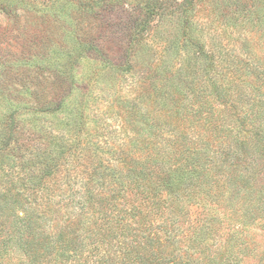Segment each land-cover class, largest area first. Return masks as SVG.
Returning <instances> with one entry per match:
<instances>
[{
    "label": "rangeland",
    "instance_id": "374dc122",
    "mask_svg": "<svg viewBox=\"0 0 264 264\" xmlns=\"http://www.w3.org/2000/svg\"><path fill=\"white\" fill-rule=\"evenodd\" d=\"M252 71L264 76V0H0V137L9 143L0 151V200L10 202L18 183L38 184L14 163L26 144L47 147L49 169L60 164L34 195L45 201L61 182L57 170L81 167L74 153L129 174L151 152L148 123L157 146L176 137L199 149L209 142L211 151L234 136L253 141L254 115L235 109L257 99ZM13 106L6 130L1 114ZM260 163L236 207L226 192L183 203L185 235L214 220L200 264H264ZM21 253L9 243L0 264H27Z\"/></svg>",
    "mask_w": 264,
    "mask_h": 264
},
{
    "label": "trees",
    "instance_id": "16d2710c",
    "mask_svg": "<svg viewBox=\"0 0 264 264\" xmlns=\"http://www.w3.org/2000/svg\"><path fill=\"white\" fill-rule=\"evenodd\" d=\"M251 73L261 84L259 93L252 91L257 99L243 104V110L242 106L235 109L237 113L243 111L244 119L254 115L252 128L256 132L250 131L254 142L247 136H234L230 144L221 141L211 151L209 142L201 141L199 149L196 142L184 146L176 137L164 138V143L157 146L156 131L151 132L153 124L148 123L146 145L151 152L136 158L135 169L129 174L102 162L86 164L83 154L74 153L72 159L81 167L61 175L60 164L54 163L61 182L55 179L58 194L53 189L45 201L44 197L38 201L36 196L39 189L48 190L43 180L55 175L53 168L42 163L47 147L23 146L24 152L14 156V163L21 165V175L38 184L18 183L10 202L0 200V251L13 243L22 251L18 262L25 259L27 264L51 260L55 264H200L203 240L212 232L214 220L209 227L206 222L185 235L179 230L183 203L224 197L226 192L225 203L234 208L242 182L262 169L264 76ZM8 109L1 114L6 130L12 126L18 107ZM7 143V136L0 137V151L8 147ZM16 145L19 147L18 142ZM169 146L173 150L169 151ZM40 163L46 167L38 173ZM213 263L222 264L215 259L206 264Z\"/></svg>",
    "mask_w": 264,
    "mask_h": 264
}]
</instances>
